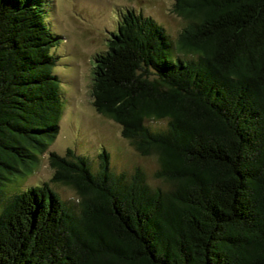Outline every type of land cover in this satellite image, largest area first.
Instances as JSON below:
<instances>
[{
	"label": "trees",
	"instance_id": "obj_1",
	"mask_svg": "<svg viewBox=\"0 0 264 264\" xmlns=\"http://www.w3.org/2000/svg\"><path fill=\"white\" fill-rule=\"evenodd\" d=\"M173 11L187 21L175 39L122 12L91 75L95 110L157 157L166 186L112 172L106 150L98 167L49 151V182L76 193L67 202L47 181L11 188L59 133V37L35 0H0V264H264V0Z\"/></svg>",
	"mask_w": 264,
	"mask_h": 264
},
{
	"label": "rangeland",
	"instance_id": "obj_2",
	"mask_svg": "<svg viewBox=\"0 0 264 264\" xmlns=\"http://www.w3.org/2000/svg\"><path fill=\"white\" fill-rule=\"evenodd\" d=\"M35 1L45 24L59 37L51 53L56 57L53 73L59 78L63 111L59 133L48 150L40 156L38 167L30 176L12 183L11 188L23 190L44 181L49 182L53 172L48 159L49 151L64 154L67 148H71L75 154L84 155L97 167L99 153L106 150L112 172L130 174L140 168L150 186L165 187V183L154 176L158 168L157 157L141 155L121 135L120 125L93 107L91 75L95 54L107 48L110 33L116 30L120 14L128 8L151 16L175 39L187 21L173 11V0ZM147 125L159 130L166 123L164 120H148ZM49 183L51 189L67 202H74L77 198L72 188ZM15 191L12 189L8 195Z\"/></svg>",
	"mask_w": 264,
	"mask_h": 264
}]
</instances>
